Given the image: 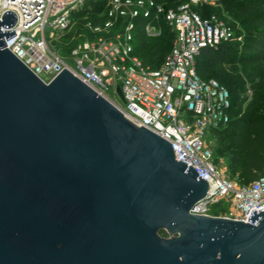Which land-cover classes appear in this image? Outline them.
<instances>
[{"label":"water","instance_id":"water-1","mask_svg":"<svg viewBox=\"0 0 264 264\" xmlns=\"http://www.w3.org/2000/svg\"><path fill=\"white\" fill-rule=\"evenodd\" d=\"M1 18L0 264H264V208L193 214L207 184L171 143L65 69L42 82Z\"/></svg>","mask_w":264,"mask_h":264},{"label":"built area","instance_id":"built-area-1","mask_svg":"<svg viewBox=\"0 0 264 264\" xmlns=\"http://www.w3.org/2000/svg\"><path fill=\"white\" fill-rule=\"evenodd\" d=\"M86 1L0 0V21L5 11L16 15L11 27H1L15 34L2 37V48L44 83L65 69L137 126L171 143L174 158L186 163V169L191 165L207 184L193 214L249 223L251 210L264 208V162L260 176L247 185L227 179L217 167L205 137L227 125L231 101L227 89L215 79L200 78L194 64L202 48L233 38L228 24L213 16L202 18L195 9L219 0H188L168 9L156 0H106L103 19L84 24L91 35L79 33L67 52L54 49L53 42L70 30L73 12ZM162 24L173 42L161 66L150 68L134 52V34L141 27L147 37L159 36ZM47 28L60 34L46 37ZM112 89L120 90L122 105L109 96Z\"/></svg>","mask_w":264,"mask_h":264},{"label":"trees","instance_id":"trees-1","mask_svg":"<svg viewBox=\"0 0 264 264\" xmlns=\"http://www.w3.org/2000/svg\"><path fill=\"white\" fill-rule=\"evenodd\" d=\"M166 9L175 8L188 0H156ZM106 0H87L72 14L74 24L59 40L62 51H69L79 33L91 35L84 24H97L103 18ZM223 7L230 20L223 19L232 28L233 38L216 48H202L195 56L196 74L202 79L221 80L231 101L230 120L212 134L224 142L239 169V184L247 185L262 172L264 162V0H219L213 6H196L202 18L208 14L220 15ZM161 34L147 37L141 27L134 34V52L144 65L161 66L168 42L169 28L163 24ZM217 78V79H216ZM212 214L217 215L214 208Z\"/></svg>","mask_w":264,"mask_h":264},{"label":"rangeland","instance_id":"rangeland-1","mask_svg":"<svg viewBox=\"0 0 264 264\" xmlns=\"http://www.w3.org/2000/svg\"><path fill=\"white\" fill-rule=\"evenodd\" d=\"M204 15L206 16V18H210L213 16L214 18L219 19V20L225 19L227 21L228 20L231 21L229 13L223 7L220 8V15H215V14L209 15L207 10L205 11ZM50 32L55 34V36H58V34H60V32L57 30H54L52 28H47L45 31L46 37H49ZM167 36H168L167 38H168L169 44L167 45L166 51L169 50L173 42V34L170 30L168 31ZM154 37H157V36H154ZM58 44H59V41L56 40L55 42H53L52 47L55 49L56 46H58ZM68 62L71 64V59ZM218 81L221 84H223L221 80H218ZM108 94L116 103H118L119 105H122V100L119 99V97L116 95V92L113 89L110 90ZM205 140L209 143L214 161L217 167L223 172V175L227 179L239 184L240 183L239 178H238L239 169L234 164V159L232 158L231 154L228 153L227 150H225L224 152H221L220 150L222 147H225L224 142H220V138L212 134V131L207 132Z\"/></svg>","mask_w":264,"mask_h":264},{"label":"flooded vegetation","instance_id":"flooded-vegetation-1","mask_svg":"<svg viewBox=\"0 0 264 264\" xmlns=\"http://www.w3.org/2000/svg\"><path fill=\"white\" fill-rule=\"evenodd\" d=\"M158 235L162 239H174V238H178L179 237L178 234H169V233H166L164 231H160Z\"/></svg>","mask_w":264,"mask_h":264}]
</instances>
